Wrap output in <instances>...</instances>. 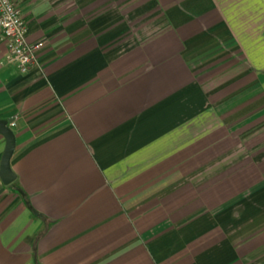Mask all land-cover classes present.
I'll return each mask as SVG.
<instances>
[{
  "label": "crops",
  "instance_id": "crops-1",
  "mask_svg": "<svg viewBox=\"0 0 264 264\" xmlns=\"http://www.w3.org/2000/svg\"><path fill=\"white\" fill-rule=\"evenodd\" d=\"M12 1L0 264H264V0Z\"/></svg>",
  "mask_w": 264,
  "mask_h": 264
},
{
  "label": "built area",
  "instance_id": "built-area-1",
  "mask_svg": "<svg viewBox=\"0 0 264 264\" xmlns=\"http://www.w3.org/2000/svg\"><path fill=\"white\" fill-rule=\"evenodd\" d=\"M0 41L5 43L8 63L25 73L37 64V51L44 43H31L21 9L12 0H0ZM14 125V122L11 123Z\"/></svg>",
  "mask_w": 264,
  "mask_h": 264
},
{
  "label": "water",
  "instance_id": "water-1",
  "mask_svg": "<svg viewBox=\"0 0 264 264\" xmlns=\"http://www.w3.org/2000/svg\"><path fill=\"white\" fill-rule=\"evenodd\" d=\"M10 120L0 119V134L5 138V149L0 161V179L4 184H11L15 174L11 170L10 160L15 149V134L9 126Z\"/></svg>",
  "mask_w": 264,
  "mask_h": 264
}]
</instances>
